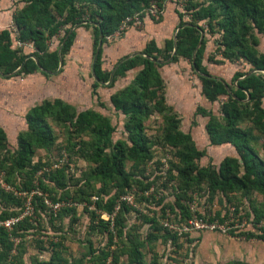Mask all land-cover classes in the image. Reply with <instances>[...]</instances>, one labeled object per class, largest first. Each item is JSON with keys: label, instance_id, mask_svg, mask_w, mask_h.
Listing matches in <instances>:
<instances>
[{"label": "rangeland", "instance_id": "1", "mask_svg": "<svg viewBox=\"0 0 264 264\" xmlns=\"http://www.w3.org/2000/svg\"><path fill=\"white\" fill-rule=\"evenodd\" d=\"M23 6V0H0V15L8 19V25L0 26V30L8 28L16 34L12 15ZM189 19L190 15L183 16L184 21ZM201 25L205 26L203 22ZM136 30H142V27ZM87 31L91 33L93 51L92 30ZM62 35L63 31L48 42L50 50L58 47ZM219 38L218 33L205 34L203 65L211 75L229 83L234 73L244 72L248 66L240 61L223 60L216 50ZM260 38L264 35H259ZM161 45L163 47L164 44ZM23 52L28 54L30 49L25 48ZM69 57L70 51L65 58L68 60ZM92 57L91 53L85 64H79L76 72V79L85 87L83 99L75 98V104H71L69 92L61 89L58 98L76 112L91 109L100 113L114 127L112 142L127 141L126 116L114 108L111 96L132 84L139 69L126 72L124 77H116L111 86L98 84L93 89ZM113 65L106 60L102 67L109 72L113 71ZM62 71L55 74L56 79L60 78L58 74ZM158 71L162 79L163 108L158 110L153 102H148L149 111L142 121L150 158L145 162L125 161V171L131 180V186L126 189L119 188V181H112L101 192L102 184L93 175L96 165L91 157V133L76 134L69 122L60 123L53 117L48 119L54 136L53 145L48 149H37L25 169L15 168L17 136L27 130L26 107H20L16 112L13 106H5L0 94V128L6 135L4 146L0 147V212L15 213L9 219L0 220V227L11 220H17L14 225L25 220L30 224L23 242L20 243V238H11L14 248L0 264L18 261L24 264H56L61 260L66 262L60 264H129L128 252L131 253L134 247L141 253L143 264H150L154 258L159 264H264V240L258 238L264 230V221L252 222L256 210L264 211V192L251 188L223 194L211 191L207 182L180 190L182 184L177 170L181 166L182 149L163 140L164 130L168 127L167 118L173 115L178 129L190 134L196 150L203 153L194 160L197 167L218 168L225 157L239 158L230 144H210L205 130L209 118L196 113L198 108H202L222 122L220 106L226 97L207 101L201 95L197 74L183 58L160 66ZM25 78H0V89L17 91ZM262 106L264 108V102ZM238 127L248 132L251 146L264 160L261 133L247 117L242 118ZM58 170L63 171L59 174V180L65 183L62 187L47 176ZM97 193L102 194L101 206L96 204L94 195ZM113 196L116 197V205L111 213L102 205ZM180 206L192 208L191 213L203 215L208 225L213 223L216 227L184 231L186 220L180 217ZM119 208L124 220L122 235L117 234L114 222ZM218 212L221 218L226 215L222 221L214 218ZM99 219L108 220V231L100 225ZM147 219H154L155 223L146 222ZM12 227L7 230H12ZM167 233L176 234V243L170 241ZM105 254L108 256L103 261Z\"/></svg>", "mask_w": 264, "mask_h": 264}, {"label": "trees", "instance_id": "2", "mask_svg": "<svg viewBox=\"0 0 264 264\" xmlns=\"http://www.w3.org/2000/svg\"><path fill=\"white\" fill-rule=\"evenodd\" d=\"M152 1L158 2L160 8L163 7L162 0H23L24 6L12 15L16 34L8 28L0 30V77H26L36 72L50 77L60 73L65 56L75 40V30L84 28L92 30V55L98 45L100 33L102 35V47L93 62L91 72L94 80L96 79L92 87L95 89L98 84H106L112 72L105 71L102 67L107 37L119 29L125 18L136 13H142L144 16V10ZM183 12L177 10L179 22L175 40L173 37L165 40L163 47L150 40L141 52L132 57L126 56L113 66L112 70L115 71L111 82L107 84L109 86L114 83L116 77H124L126 72L139 69L132 84L111 96L114 108L126 116L124 127L129 134L127 141L113 143L114 127L106 117L94 110L76 112L71 105L63 103L60 99L44 100L25 114L27 130L17 136L14 167L18 170L25 169L37 149H48L53 145L54 136L48 122L49 117H53L60 123L69 122L76 134L88 131L91 133V157L96 165L93 175L102 184L101 192H104L112 181H119L121 189L129 188L131 180L125 171V161L145 162L150 158L148 139L142 127L143 118L149 111L148 102H153L158 110H161L164 104L162 79L158 68L183 58L191 64L192 70L197 74L201 83V95L207 101L214 102L222 96L226 97L220 106L222 122L202 108H198L196 113L209 118L205 130L210 144H230L236 149L239 158L225 157L218 168L197 167L194 160L203 153L196 150L190 134H184L178 129L176 117L169 116L163 140L172 147L182 149L181 166L177 170V177L182 184L180 190L207 182L211 191L223 194L244 192L251 188L264 192V160L251 146L248 132L238 127L242 118L247 117L253 127L261 133L264 150V53L257 49L258 36L264 34V0H185ZM185 14L190 15L189 21L183 20ZM202 22L205 26L201 25ZM61 31L63 35L58 41V47L50 50L48 42ZM207 32L220 34L219 40L216 41V50L223 60L240 61L248 66L246 71L234 73L229 83L211 75L203 65L204 37ZM15 42L31 43L33 51L24 53L25 48L16 46ZM198 44L200 45L194 53ZM5 139V132L0 128V147L4 146ZM56 173L48 174L49 180L64 186L65 183L59 180V174L63 171L58 170ZM97 194L94 195L97 198L96 204L101 206L102 194ZM6 197L11 198L10 195ZM115 201L116 197H110L102 207L112 213ZM120 208L114 216L118 235H122L124 221L120 216ZM180 210L181 219L188 220L191 217L188 207L180 206ZM13 216L14 212H0L1 221ZM225 216L221 218L219 212L214 214V218L221 221ZM148 221L155 223L154 219H147L146 222ZM262 221L264 211L256 210L252 222L258 224ZM98 222L108 231V220L99 219ZM13 226L10 231L0 227V261L7 259L9 252L14 248L11 238H20V243L23 242L30 228L27 220ZM156 230H160L159 227H156ZM167 234L170 241L176 243V234ZM258 238L264 240V230ZM128 255L131 260L129 264H143L137 247H134L131 253L129 251ZM107 256L108 254H105L103 261ZM113 258L116 261V257ZM62 262L66 261L61 260L56 264ZM15 264L24 263L18 261ZM150 264L159 263L154 258Z\"/></svg>", "mask_w": 264, "mask_h": 264}, {"label": "crops", "instance_id": "3", "mask_svg": "<svg viewBox=\"0 0 264 264\" xmlns=\"http://www.w3.org/2000/svg\"><path fill=\"white\" fill-rule=\"evenodd\" d=\"M163 8L164 13L159 22L144 18L142 30L138 31L131 28L122 35L113 37L108 41L110 43L106 48L104 47L102 59L115 65L122 58L141 52L150 40H154L159 47L162 46L161 44H164L165 40L171 38L172 31L179 22L177 9L173 3L165 2ZM3 25H8V19L5 15H0V26ZM75 33L70 57L68 60L64 59L63 71L58 74L60 78L56 79L57 75L46 77L41 72H36L26 76L23 85L17 91L13 90L11 92L6 88L0 89L1 99L4 101L5 106H13L16 112H18V108L20 110V107L21 109L26 107L24 111L27 113L30 108L41 104L44 100L59 99L60 89L69 92L66 93L71 98V104H75V100H73L75 98L83 99L85 87L80 85L76 79V72H78L79 64H85L88 56L92 53V39L90 31L84 28L76 29ZM257 49L264 53V38L258 39Z\"/></svg>", "mask_w": 264, "mask_h": 264}, {"label": "built area", "instance_id": "4", "mask_svg": "<svg viewBox=\"0 0 264 264\" xmlns=\"http://www.w3.org/2000/svg\"><path fill=\"white\" fill-rule=\"evenodd\" d=\"M165 2L173 3L178 11H180L181 13H184L183 7H184L185 0H162L163 5ZM143 13H144V16H142V13H136L132 16L125 18L121 22L119 29L113 35L107 37V41H110L113 37L122 35L123 33H125L131 28L139 29L143 27L144 18H149L153 21H159L163 16L164 8L163 7L160 8L158 5V2L152 1L150 2L149 6L144 10ZM15 43H16V46L18 47H24V48H27L33 51V47L31 43H25V44L20 43V42H15ZM95 200H97L96 197H95ZM190 211H192V208L190 209ZM110 218L112 219L113 217L110 216ZM15 222H17V220L6 221L5 223H3L2 226H4V228L6 229H10L11 226L15 224ZM215 227L216 226L213 223H210L208 225L203 215H197V214H194V212H192L191 217L188 220H186L185 227L183 228V230L185 231L189 228L191 229L192 228L194 229L211 228L213 229Z\"/></svg>", "mask_w": 264, "mask_h": 264}, {"label": "water", "instance_id": "5", "mask_svg": "<svg viewBox=\"0 0 264 264\" xmlns=\"http://www.w3.org/2000/svg\"><path fill=\"white\" fill-rule=\"evenodd\" d=\"M177 31H178V29H177ZM177 31H176V32H177ZM173 38H174V40H175V34H174ZM101 39H102V35H101V33H100V35H99V42H98V45H97V47H96L95 53L93 54V57H92L91 72H92L93 62H94V60H95V58H96V56H97L99 50H100L101 47H102ZM199 45H200V44L197 45V47H196L194 53H195L196 50L198 49ZM174 51H175V50H174ZM135 54H136V53H135ZM135 54H132V55H130V56L132 57V56H134ZM61 65H62V64H61V62H60V67H61ZM114 71H115V69L111 72L108 83L111 82ZM95 81H96V79H95ZM108 83H106V84H108Z\"/></svg>", "mask_w": 264, "mask_h": 264}]
</instances>
